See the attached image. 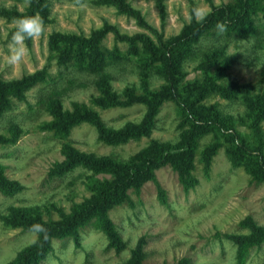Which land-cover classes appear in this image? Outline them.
I'll return each instance as SVG.
<instances>
[{"label": "rangeland", "instance_id": "obj_1", "mask_svg": "<svg viewBox=\"0 0 264 264\" xmlns=\"http://www.w3.org/2000/svg\"><path fill=\"white\" fill-rule=\"evenodd\" d=\"M95 1L48 0L46 33L26 40L27 55L16 65L8 63V44L16 29L14 20L0 15V79L18 80L40 70L48 74L27 90L23 99L11 98L12 108L0 118V171L20 186L13 194L0 192V264L13 261L37 239L32 230L17 226V215L44 223L59 222L93 200L98 187L119 181L82 166L57 174L65 160L61 151L64 143L88 158H108L113 164L134 162L133 166L139 168H144L146 162L136 156L152 149L153 143L158 146L152 150L157 156L161 147L176 151L185 131L186 112L174 100L159 106L150 132L142 134L147 101L164 85L162 62L149 63L147 47L166 58L164 50L183 39L184 28L196 22L193 8L202 5L209 14L214 7L235 2L125 0L140 14L143 26H139L115 7L96 5ZM22 2L0 0V13H25L28 8L18 7ZM254 3L259 5L252 7L255 21L251 34L237 36L215 29L204 35L182 62L179 88L183 102L184 96L191 100L201 97L203 108L211 116L232 127L250 149L260 151L264 157V5L259 0ZM105 26L110 31L99 45L109 64L103 73H90L74 63L60 66L49 51V38L54 34L88 40ZM121 37L134 38L133 45L118 39ZM115 47L119 53L109 59ZM207 56H213L210 64ZM101 81L116 96L117 103L130 98L124 92L127 89L133 90L138 100L129 106L103 107ZM247 98L261 106V136L253 127ZM53 101H58L64 111L97 114L112 133H119L127 123L135 128L120 144L100 141L88 123L75 126L61 139L43 128L52 120L49 105ZM199 111L203 110L196 111V116L202 118L204 113ZM234 149L227 133L212 131L199 138L187 168L177 170L170 164L152 168L127 187L121 201L108 211L116 234L125 244L122 250L109 246L93 219L79 227V245L72 236L53 239L52 249L41 264H130L141 240L143 264H179L182 260L188 264H239L238 248L226 236L248 235L241 226L247 217L264 231V183L254 181L243 165L232 164L228 151ZM208 153L211 159L207 170ZM189 177L195 180L193 184ZM243 264H264V243L251 247Z\"/></svg>", "mask_w": 264, "mask_h": 264}, {"label": "trees", "instance_id": "obj_2", "mask_svg": "<svg viewBox=\"0 0 264 264\" xmlns=\"http://www.w3.org/2000/svg\"><path fill=\"white\" fill-rule=\"evenodd\" d=\"M256 1L235 0L232 4L228 3L221 5L220 8H212V11L207 15V19L203 23L192 22L184 28L185 35L183 39H179L178 43H174L164 50L166 58L158 51L153 50L149 46L147 47L146 60L149 63L162 62L161 74L164 79V85L160 92L147 101L146 113L142 124V134L147 135L150 132L159 106L164 101L172 99L186 112V120H184L185 131L181 134L180 145L176 148L175 152L168 151L167 147H161L159 148L160 155L157 156L158 153L156 154L152 150L158 146L156 145L157 143H153L152 149L142 151L136 156V158L141 157L146 162L144 168H139L133 166L134 162L131 164H113L108 158H88L85 155L77 153L70 144L64 143L61 151L65 156V160L59 165L57 174L68 173L75 167L82 166L97 173L115 176L119 178V181L105 187H98L97 196L93 200L87 201L78 213H74L62 221L44 223L38 218L17 215V226L31 230L32 225L42 224L48 230V234L47 238H45L44 234L37 235L36 241L19 252L16 258L8 264H41L52 249L53 239L72 236L76 245H79V227L90 223L93 219L108 239L109 246L115 248L117 251L122 250L125 244L119 239L113 228L108 216L109 209L121 201L127 187L136 184L138 179L146 175L152 168L166 164L172 165L177 170L187 168V165H189L188 161L195 151L199 138L212 131L227 133L230 137V142L235 146V149L231 153L228 151L232 164L234 166L243 165L246 172L254 181L264 183V157L262 153L258 150L250 149L232 127L219 123L215 116H211L208 110L203 108L201 97L198 96L191 100L184 96L183 102L180 96L181 89L179 88L182 62L187 56L191 55L193 46L199 42L200 38L215 29L224 30L225 33H231L237 36L246 37L251 34L250 32L252 31L249 30L254 27L255 21V16H253L255 13L252 7L258 4L254 3ZM259 1L264 5V0ZM94 4L115 7L119 14L134 18L139 26H143L140 14L132 9L125 0H97ZM157 4L162 8V3L157 2ZM37 13L42 17L44 16L43 19L45 20L49 13L48 0H32L31 7L25 13L3 10L0 15L3 18L13 21L20 16ZM218 24L223 25V27H218ZM109 31L110 28L105 26L103 29L94 33L88 40L71 35L54 34L49 38L48 48L60 66L65 67L70 63H74L80 69L83 68V70H88L90 73L100 74L103 73L109 62L107 61L108 58L105 55V51L100 49L99 41ZM118 39L133 45L134 38L121 37ZM118 53L119 51L115 47L114 51L109 53V59L112 54ZM212 58L213 56H207V64L211 63ZM141 69H143V66ZM47 75L45 70H40L32 75L23 76L18 80L4 81L0 79V118L12 108L11 98L23 99L25 92L44 81ZM99 86L102 87L104 94V99L100 100L103 107L129 106L138 100L134 96L133 90L127 89L124 92L126 94L129 93L130 98L126 102L117 103L115 101L116 96L110 94L105 82L101 81ZM246 102L253 113V127L255 126L257 135L261 136L260 127H258L260 113L262 112L260 109L261 106H255L251 98H247ZM49 108H51L52 120L45 124L43 128L53 132L54 135L61 139H65L75 126L81 123H88L96 130L100 141L111 145L120 144L126 141L129 135L128 133L132 132L135 128V125L132 123H127L119 133H112V131L105 129L102 120L95 113L87 110L83 112L79 110H72V112L64 111L58 101H53L49 105ZM198 110H203L201 112L199 111V113H204L202 118H197L196 111ZM204 110L207 111L204 112ZM210 159L211 154L208 153L205 159V169L207 170L209 169ZM194 182L195 180L189 177V183L193 184ZM19 190V184L16 181L7 180L0 171V192L13 194ZM241 226L249 232L248 235L226 236L238 248L239 264L244 263L251 247L264 243L263 229L256 226L250 218H245L241 222ZM141 245L142 240L137 243L130 264H143ZM187 262V260H182L179 264H188Z\"/></svg>", "mask_w": 264, "mask_h": 264}, {"label": "clouds", "instance_id": "obj_3", "mask_svg": "<svg viewBox=\"0 0 264 264\" xmlns=\"http://www.w3.org/2000/svg\"><path fill=\"white\" fill-rule=\"evenodd\" d=\"M32 0H23L18 7L20 10L31 7ZM5 7L10 5L5 4ZM208 13L202 5L193 8V16L197 23H203L207 19ZM16 30L12 33L8 44L9 56L8 63L16 65L21 63L27 55L26 40H34L40 38L46 33V26L43 17L38 13L33 15H23L14 20ZM218 27L223 25L218 24ZM31 230L37 235L44 234L47 238L48 230L42 224H34Z\"/></svg>", "mask_w": 264, "mask_h": 264}]
</instances>
